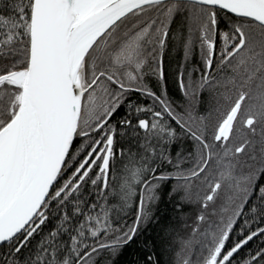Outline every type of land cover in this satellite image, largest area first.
<instances>
[{
  "label": "snow or ice",
  "instance_id": "1",
  "mask_svg": "<svg viewBox=\"0 0 264 264\" xmlns=\"http://www.w3.org/2000/svg\"><path fill=\"white\" fill-rule=\"evenodd\" d=\"M149 226L131 264H264V0H0V264Z\"/></svg>",
  "mask_w": 264,
  "mask_h": 264
},
{
  "label": "trees",
  "instance_id": "2",
  "mask_svg": "<svg viewBox=\"0 0 264 264\" xmlns=\"http://www.w3.org/2000/svg\"><path fill=\"white\" fill-rule=\"evenodd\" d=\"M169 94L170 95H178V89L175 84H169ZM160 212L164 215H171L172 214V209H171V203L167 200L162 202L159 206ZM194 207V206H193ZM194 215V211L189 212V216ZM155 227L154 226H149L148 229L145 230L143 235L140 237V239L133 244L127 251V255L125 257L126 261L131 264L133 261L140 260L143 255V242L145 240H150L155 237ZM235 238V237H233ZM251 243V242H250ZM253 247H255V244H252Z\"/></svg>",
  "mask_w": 264,
  "mask_h": 264
}]
</instances>
